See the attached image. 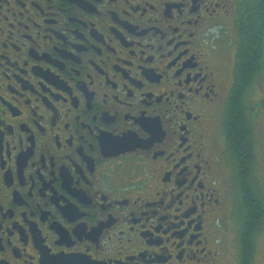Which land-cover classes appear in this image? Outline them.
I'll list each match as a JSON object with an SVG mask.
<instances>
[{
    "label": "flooded vegetation",
    "instance_id": "obj_1",
    "mask_svg": "<svg viewBox=\"0 0 264 264\" xmlns=\"http://www.w3.org/2000/svg\"><path fill=\"white\" fill-rule=\"evenodd\" d=\"M0 264H264V0H0Z\"/></svg>",
    "mask_w": 264,
    "mask_h": 264
},
{
    "label": "trees",
    "instance_id": "obj_2",
    "mask_svg": "<svg viewBox=\"0 0 264 264\" xmlns=\"http://www.w3.org/2000/svg\"><path fill=\"white\" fill-rule=\"evenodd\" d=\"M253 33H255L256 34V32L255 31H253ZM255 43V45L253 46V48H255L256 46H258V42L256 41V42H254ZM250 54V49H244L242 52H241V55H242V57H243V59H245V56H248ZM243 63V62H242ZM241 63V69H242V74L243 75H248L249 74V67L248 66H246V61H245V64H242ZM245 69H246V72H245ZM240 130V129H239ZM240 141H239V144L237 145L238 146V149L240 148ZM235 148H236V145H235V143H234V145H233ZM247 207H248V213H249V217H251V218H254L255 217V215H256V212H257V209H256V207H255V205L251 202V201H247Z\"/></svg>",
    "mask_w": 264,
    "mask_h": 264
},
{
    "label": "rangeland",
    "instance_id": "obj_3",
    "mask_svg": "<svg viewBox=\"0 0 264 264\" xmlns=\"http://www.w3.org/2000/svg\"><path fill=\"white\" fill-rule=\"evenodd\" d=\"M261 163H262V159L260 160V164H258L259 165V167L257 168L258 171H260V165H261Z\"/></svg>",
    "mask_w": 264,
    "mask_h": 264
}]
</instances>
